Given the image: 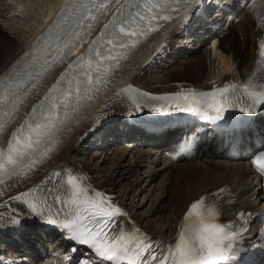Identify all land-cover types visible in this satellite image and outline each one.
Wrapping results in <instances>:
<instances>
[{"label": "snow or ice", "instance_id": "obj_1", "mask_svg": "<svg viewBox=\"0 0 264 264\" xmlns=\"http://www.w3.org/2000/svg\"><path fill=\"white\" fill-rule=\"evenodd\" d=\"M200 2L65 0L56 19L37 37L30 50L0 74V130L37 87V82L50 76L62 63L64 50L86 30H91L92 22L101 12L107 15L109 5L114 3L116 7L86 52L67 63L55 83L43 87L38 93L41 98L12 131L6 144L0 143V183L5 177L31 168L37 156L51 150L70 113L110 82L111 74L130 58L142 37L158 31L163 26L161 22L171 21L177 15L183 14L187 20L189 11ZM257 5L264 8V0H251L248 10L256 17L257 27L264 29V12L258 11ZM257 57V70L243 85L226 83L209 91L186 89L163 97L137 92L132 101L135 111L175 109L223 127L233 110L250 115L264 108V39L258 42ZM135 91L129 85L121 94ZM161 100L171 102L166 107L149 104ZM252 164L264 177V152L254 157ZM55 175L60 185L55 193L44 195L36 187L11 197L29 212L21 214L15 208L10 209L11 215L0 212V229H20L23 220L31 216L44 225L59 228L76 244L87 246L102 264H236L238 241L247 229L234 230L231 224L220 222L219 208L215 202L206 203L205 196L189 205L174 241L167 245L158 242L156 247L139 229L119 226L117 218L123 212L106 193L90 188L76 174L68 173L66 179L63 173ZM238 215L243 217L244 213ZM72 251L77 249L73 247Z\"/></svg>", "mask_w": 264, "mask_h": 264}, {"label": "bare ground", "instance_id": "obj_2", "mask_svg": "<svg viewBox=\"0 0 264 264\" xmlns=\"http://www.w3.org/2000/svg\"><path fill=\"white\" fill-rule=\"evenodd\" d=\"M12 2L18 6L20 12L7 6V0H0L2 4L0 8V74L10 69L34 38L35 31L40 26V18L44 17V21H47L54 16L63 0H29L28 11L25 9L24 3H28L25 0H12ZM13 17L22 21L16 30L6 27ZM173 21L174 19L166 22L154 38L143 43L133 58L126 63L122 75L113 82V86L118 87L130 81L152 92L205 89L230 83L233 79L248 74L252 65L257 32L247 16H242L239 22L229 25L228 34L219 40L216 49L213 48L212 55L209 47L201 46L199 37L191 35L186 40L187 47L196 48L190 51L191 55L180 58L175 67L168 68L161 63L158 66L159 70L149 73L150 68L155 67V63L174 60V56L168 54L174 34L161 36ZM190 42L195 44L192 46ZM161 46H163L162 50L157 51L161 49ZM182 51L185 53L184 50ZM219 78L221 82L214 83ZM115 88L109 87L102 96L94 100L85 110L86 114L81 117L80 122H74L64 128L53 142L51 150L46 155L36 157L37 162L31 168H25L18 175L16 182L4 186L0 191V204H4L5 207H0V212L11 215V208L18 209L21 214L29 212L25 205L10 198L34 188L48 178H55V174L62 169L83 177V182L90 188L111 197L112 202L119 206L123 215L127 214L126 217H121L124 228L139 229L141 233L153 237H173L183 211L188 205L201 194L216 190L223 185L228 184L238 191L241 202L249 204L253 196H255L253 204L261 200V192L255 190L253 176L245 162L226 164L212 160L197 161L176 164L165 169L159 168L160 171H166L162 176L159 171L151 169H145L140 176L141 169L138 167L150 160L153 149H129L122 145L113 147L106 145L99 148L104 149L101 152L99 150L95 152L94 155L99 157L93 156L92 163L96 161V164L92 167L89 161H85L87 152L85 147H80V141L84 140L96 122H104V119L119 117L122 114H134L132 109L124 107L115 96H111ZM23 107L24 105L20 106L12 119L18 117ZM7 135L8 132L0 138V143H4ZM101 136L106 139V143L113 140L114 143L120 142L115 130ZM158 146L159 143L155 142L153 148ZM129 158L133 160L132 163ZM117 174H120L119 178ZM158 176L160 179L156 184L154 182ZM141 178H143L142 182L145 181L135 191L134 182H137L138 186ZM137 192L142 194L140 203L143 205L138 209L140 212L133 207ZM128 193H131L133 197L129 205L126 204ZM126 205L131 206L130 212L126 210ZM144 205L146 206L143 210L141 208ZM247 206L250 208V205ZM255 208L256 206L252 212H255ZM150 213L155 216L154 219H149L147 215ZM136 216H145V218L137 219L139 217L136 218ZM155 221L158 223L153 225ZM255 235H258V231H255Z\"/></svg>", "mask_w": 264, "mask_h": 264}, {"label": "rangeland", "instance_id": "obj_3", "mask_svg": "<svg viewBox=\"0 0 264 264\" xmlns=\"http://www.w3.org/2000/svg\"><path fill=\"white\" fill-rule=\"evenodd\" d=\"M26 2H28L27 4L26 3H24L25 4V9H26V11H28L29 10V0H25ZM21 23H22V21L20 20V19H18L17 17H13V18H11L10 20H9V23L7 24V28H10V29H13V30H16V29H18L19 27H20V25H21ZM203 47H209L208 46V44H204V45H202ZM196 48H194V50H195ZM192 53H190V55H191ZM210 54L212 55V51L210 50ZM185 58H187V57H185ZM178 64V62H176V63H174L172 66H170V67H168V68H172V67H175L176 65ZM215 65H216V62L214 63ZM219 67H220V65H219ZM85 149V148H84ZM86 150V149H85ZM95 153H87L85 156H86V158H85V161H89V163L91 164V166L93 167L95 164H96V161H94V163H92V158H93V156H95L94 155ZM95 157H99V155H97V156H95ZM131 157V156H130ZM94 159V158H93ZM129 159H131V158H129ZM133 162V160L131 159V163ZM94 164V165H93ZM97 170L99 171V168H97ZM142 173H143V171H141L140 170V176L142 175ZM117 176H118V178L120 177V174H117ZM139 176V177H140ZM143 177V176H142ZM142 180H143V178H141L140 179V182L138 183L139 185L137 186V182H134L135 183V186H136V188H135V191L137 190V189H139L140 188V186L142 185V183H144V181L142 182ZM159 182V178L158 179H156L155 180V182L154 183H158ZM116 189H118V188H116ZM117 191V190H116ZM141 193L140 192H137V198L135 199V201H133V207L135 208V210H137V212H140L138 209H140V207L143 205V203H140L141 202V197H142V194L140 195ZM132 194L131 193H128V200H127V202H126V204L127 205H129L130 204V202H132V199H131V196ZM116 197V196H115ZM133 198V197H132ZM139 200V201H138ZM145 206L146 205H144V207L143 208H141V209H145ZM129 207V206H128ZM129 208H131V206L129 207ZM133 210V209H132ZM147 216H149V219L151 220V219H154L155 218V216H153V215H151V213L150 214H148ZM137 217H139V216H136V218ZM141 218H145V216H142V217H139V218H137V219H141ZM158 223V221H155L154 223H153V225H156ZM143 226V225H142Z\"/></svg>", "mask_w": 264, "mask_h": 264}]
</instances>
